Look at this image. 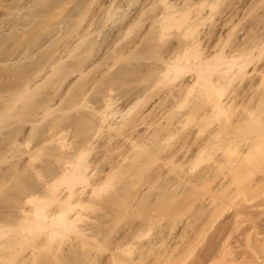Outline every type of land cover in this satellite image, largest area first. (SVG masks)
<instances>
[{
	"label": "rangeland",
	"instance_id": "1",
	"mask_svg": "<svg viewBox=\"0 0 264 264\" xmlns=\"http://www.w3.org/2000/svg\"><path fill=\"white\" fill-rule=\"evenodd\" d=\"M162 1L164 0H0V218H3L2 220L0 219V222L2 223V221H4L3 225L6 222L7 225H12V228L15 223V229H13L14 231H10V229H7L8 231L6 230L5 234L6 237L3 236L4 239L0 237L3 242L5 240L7 241V239L15 240L16 237H18L16 234L21 231L18 228V226H20L18 223L20 222V220L23 221L24 218L28 217L27 215L24 216L25 213L23 214V211L20 212L21 209L17 210V206L12 202V200H10L14 199L12 197H15V190L13 191L15 182L17 183L22 178H25L30 182L29 185L32 184L37 188L38 186L34 184H37L38 182L39 184L37 185L40 186L44 184H40V182H43L45 180L48 182V178H50V180L52 181V178H54L55 175V177H57V174L60 173V167H62V165H58V162H60L59 158L58 162H56V156L59 155L58 153H65V155L67 156L69 155V153L71 155L75 151L77 153L79 150H86L88 147L86 142H88L89 144L90 142H92V140L93 147L95 145L94 148L96 152L94 151V149H92V152L89 156V162H93V160H95L94 158H96L97 156L96 153L99 154V152L102 151L103 146L106 145L104 142H107L108 139L113 136V132L103 129L99 133V135L91 134L93 138L96 137L95 140H91V135H80V129L77 128L79 127L78 123L82 118L87 117L94 120L96 116H98L97 113L99 111H105V102L107 106V101L105 100H109L110 102L111 98L113 100H111L110 103L112 104V102L114 101L113 107L119 113L117 115V121L120 123L121 121L123 122V119H130L131 117H133L138 113V110L140 108L141 110H139V112L142 111L141 113H144V110L146 109L144 115L149 117V119L146 118V120L144 121L145 123H141L142 125L139 130L143 133V136L142 133H139L140 136H137L138 138H136V140L139 141L138 139H140L147 151L144 150L142 152L138 149H134L129 152L128 149H123L122 145L121 149L123 150L118 149V151L120 150L119 152H121L122 156L126 155L125 158L122 156L118 157L119 155L117 156L116 152L115 155L111 154L113 157L115 156V161L111 159V156L107 157V159H110L109 162V159H105V163L102 160L100 162H97V164L99 165L95 164L96 166L94 167L92 165V167L94 168V172L96 171V174L98 173V178L99 180H101H96L95 182L93 181L91 183L94 184L97 182L96 185L89 184L90 187L88 186L87 189H89L88 194L90 195V197H87L89 196L87 193L81 194L83 196H80L82 198L81 200H83L85 204L82 202L83 206H78V208H76V212L82 213L79 214L82 216L84 215L85 217L82 218L83 221H81V223L79 221L78 225L80 227L85 226L83 228L92 229L95 232H99L97 233V235L94 234L96 236L97 243L95 244V240L93 241V239H95V236L93 235V237L91 235L92 237L89 242H93L90 244V246L81 249V251L80 249H78V251H80L81 253L83 250L82 254L80 252H69L72 255V259H74L75 261L74 263L71 259H67L66 257L68 253L67 248L70 247L67 246V244V247H64V249H66V252H63V256L65 255L64 258H66L65 260H71V263L69 262L70 264H117V262H113L110 259L113 253H119L118 258L124 261V263L118 262V264H126L127 261L132 262V260L136 257L135 253L132 255H127L126 252L121 250L112 252L108 247L100 249V246L98 245L107 241L105 237L107 235H110V237L118 242H120L121 238L125 236H140L139 238H141V240L136 239V243H138L137 245L150 241H154L157 243L163 241L162 243L164 244L160 246L157 245L158 247L153 251L154 253H152L153 255H151L152 260L149 258V261H157L155 264H158L159 262L163 264H191L195 260H200L199 256L202 254V251L206 250L207 248H215L216 244L219 242L217 231L224 224V220L220 218L216 219L215 221L216 215L215 217L214 215H212L214 224L211 226V229L208 232L206 231V229H204V221L206 220L208 215V212H206V209L209 208L210 204L208 199H210V197H212L213 195L218 196L214 194L212 190L218 187V184L221 183L222 178H219L215 183L206 185L207 187H197L195 186L194 182H197L198 177L202 173L206 172V170H208L212 165H214V159H220L225 156L224 150L228 145V141L226 140L228 136H226V133H223V135L218 140L216 147H203V142H205L209 138L211 132L221 126L222 128H227L231 131L232 128H230V126L232 122L236 120H239L240 122L242 121V123L239 124L236 132L234 131V135H238L241 137H244L245 135L247 137L246 139L244 138L242 141H240L239 144L235 147L236 152H234L232 156L230 155L229 158L228 155L226 156L227 160H229V162L234 161V164L227 165V169L225 171H231V177L234 178L236 174H239L241 176H249V174H251L249 172H252L251 169H253V167L256 165V162H258L259 160L260 162L258 163L257 169L260 170L264 166V155H260L259 160L256 161H254L256 159V156L253 157L255 158L254 160L253 158L252 160L248 159L250 163L254 161V163H252L254 166H251L248 160H240L238 154L239 151L243 152L249 149V147L252 145V142L249 140L250 134L248 130L251 127L256 128L257 125H259V123H255V119L258 117L256 121L258 120L259 122L264 123V42H261L264 35V14H262L264 13V0H167L168 2L165 0L164 3ZM165 4L171 5L175 8L174 10L181 12L177 14V16L179 17L181 16V14H186L184 17L189 24H186L185 20L184 22H182L181 20L179 22L182 23L180 24L179 22H177L176 26H174L173 29L171 27L168 28L169 30H165L166 32L162 31V27L160 26L161 24L158 25L160 22L158 23L156 22V20L159 21L160 16L163 17L164 13L167 12ZM238 6L241 8H237ZM162 7L165 10H163ZM110 10H112V12L111 14H108ZM232 13H234L235 15ZM237 13L240 14L238 15ZM231 18L233 19L231 20ZM222 21H226L227 23L229 22V24L225 27L221 34H215V27ZM193 26L195 27V31L193 30V32L186 34L187 29ZM161 32H165L166 35H162ZM207 37L210 40L207 39ZM197 38L202 39L201 48L199 47L197 49L198 51H201L200 55L202 58H207L209 55L213 56L216 52H221V48L222 51L226 49L224 52L230 54V51L236 46H250V74L242 78H237L233 82H230L229 80H222V87L224 89L223 99H226L228 95L232 94L235 91L245 92L247 95H249V101L251 102L249 103V105L251 106L249 108H254L255 111H253V114L255 113L253 116L251 114H247V110L241 107H237L236 110H231L228 113H220L219 115L218 113L215 114L214 112H212L208 115V117L201 119H195L194 117L188 116V113L192 111L198 104H200V102L206 100L208 96L210 97L208 102L212 101V103H214L218 99V97H220L218 96L220 94H217V92L214 93L213 91H210L207 94L204 91H200L198 87L192 88L195 79V72L186 74L184 78H180L181 80H175L173 83H175L177 89H174L173 87L175 85L173 86L172 81H170L171 83L169 84V81H165V78H162V70L164 71L165 65L168 66L169 60L173 59L175 55H179V53H182V51L183 54H185L186 51L184 50H187L186 47H189V42L192 43ZM214 38L217 39V42ZM162 40L164 41L162 42ZM185 40L187 41L185 42ZM213 41L214 43L212 44ZM239 42L241 44L244 42V44L241 45ZM222 46H224V48ZM167 48L170 49V51ZM178 48L180 50L179 53ZM168 51L171 53H169ZM162 53L166 55H163ZM129 55L131 56V58ZM187 60L189 61H186V63H184L183 61L182 64L192 66V64L198 62V60H196L194 56H191ZM244 60V58H240L238 62L242 63ZM77 63H80V65H82L81 63H83V65L85 64V67L82 65L83 69L85 70L84 73L81 74L80 72L76 71L77 69H75V66L77 65ZM90 63H92V65ZM95 64L96 66H98L97 68ZM157 69H159L158 72H156ZM89 71H91V73ZM5 74H7V76ZM58 74H63V80L58 77ZM126 75H130V77H125ZM3 78L4 80H2ZM117 79H120V81H115ZM183 79H187V82H191L188 83L190 87L186 88L183 94H180L178 92L176 93V91L178 90V83L181 84V82H184ZM213 79L217 80V76L215 75ZM90 80L92 83L90 82ZM247 89L249 92L247 91ZM171 90L176 91L172 92ZM22 92H27L26 95L28 97L25 100L22 99ZM145 93L147 94V97ZM149 93H151L152 96ZM170 93H173V98L171 97ZM153 95H156L157 97ZM167 95L168 98H166ZM139 97L142 98V101L138 99ZM260 98H262V101L260 100ZM146 99H151V101H149L148 103L146 102L148 101ZM139 100L141 101V103ZM257 100H260L261 102H257ZM137 101L140 104L138 103V105H136ZM152 101L154 103H152ZM168 101L169 104L167 103ZM145 102L146 105L148 103V107L143 106ZM160 102L161 104H159ZM22 104L24 105L22 106ZM157 104L159 107L157 106ZM132 106L133 108H131ZM165 106L167 108H165ZM19 107L22 109H19ZM144 107L147 108L144 109ZM154 109L156 110L154 111ZM165 109H167L168 111ZM96 111L98 112L96 113ZM153 111L156 114L153 113ZM234 112L237 114H233ZM3 114H5V116ZM159 117L162 119H159ZM154 118L155 120L153 121ZM173 118H176L177 120L174 121ZM146 123H148L149 125ZM57 126H59V128ZM60 126L62 128L61 130ZM94 133L96 134V130ZM160 133L162 135H160ZM87 136L88 138H90V142L89 140H84ZM105 136L107 139L105 138ZM13 138L15 141L12 140ZM28 139L30 140L28 141ZM62 142L64 144H67V146L69 147V149L67 147L68 151L66 150V145L65 150L63 148L64 152L60 151V143ZM84 144H86V146ZM161 146L166 150L162 149ZM81 147L83 148L80 149ZM158 147L161 148L159 149L160 151L158 150ZM16 148H18L17 151ZM135 150H138V154L141 153L144 155L140 156L139 154V157L136 158L134 156L135 159H131V157H133L132 155L136 153ZM70 151H72V153ZM132 151L134 152L132 153ZM148 151L149 153H147ZM119 152L118 154H120ZM52 153L55 158H53L54 156L52 155ZM130 153L131 156H129ZM260 154L264 153L260 151ZM65 155L61 156L66 157ZM170 155L174 156L172 158H169ZM258 155L259 154L257 153V156ZM116 156L118 157L117 159ZM126 157L128 160L126 159ZM48 163L50 166L48 165ZM101 163L104 164L101 165ZM110 164L112 167L110 166ZM33 166L35 168L37 167L36 170ZM127 166H129L130 168ZM43 168L46 171H44ZM232 169H234L233 172ZM121 170L127 171L126 173L128 174L123 175L124 178H121L123 177L121 176L120 179H122V181L120 180V182L114 180V187L109 189V191L111 190L110 194L107 193L108 191H106V193H104L103 191V195L98 194L99 196H96L97 193L91 194L93 192V189L101 186L99 183L101 182L102 184V181H104L107 176L116 174ZM39 171H42V178L46 177L45 179L43 178V181L39 176L40 174L38 175ZM43 171L44 174L42 175ZM133 171L135 173H133ZM253 172H255V170ZM30 175L32 177H30ZM91 190L92 192L90 193ZM114 192L118 195L116 197L117 200L119 199L117 202L118 204L114 205L115 208L113 207V205L109 207L107 204H105V200L109 199V196ZM113 195L116 196L115 194ZM114 196L111 195V197ZM91 197L94 200H98L99 202L94 201ZM218 198L220 200V196ZM3 199L6 203L3 201ZM84 199H86V201ZM219 200L211 204L210 208L213 209L214 207H216L220 203ZM47 201L48 200L46 199L44 203H50V201ZM170 201H172L173 205ZM10 202L15 205L16 209ZM93 202L94 205L92 206L91 204H93ZM167 202L173 206L171 209L172 211L169 215L163 216L157 210V207L158 204H167ZM54 203L52 202L50 204V209L47 208L48 205L47 207L45 205V207L47 208L46 211L49 212L53 210L51 212L52 215L60 211V204H62L56 202L59 206L58 207ZM96 205L100 208H103L102 212L99 207L98 208L100 210L98 208H95ZM117 206L118 208H116ZM33 207V205L32 207L31 205L29 207L28 205L25 206L24 204V208L28 209L26 213H30ZM87 208L89 209L88 211L91 210L90 212L92 213L96 209L97 211L94 212L96 214L93 213L92 215V213H87ZM56 209L58 211H56ZM92 209L94 210L92 211ZM84 210L87 214L84 212ZM31 215H29V218H32ZM228 216H230V214ZM150 218H152L153 220L152 225L150 227L144 226V223ZM225 221V223H227L229 220L225 219ZM16 223L18 226H16ZM225 227H227V225H225ZM232 227H234V225ZM232 231L230 232L231 234ZM240 231L238 232V236H236L238 237L237 239H239L240 237ZM230 233H228V236H230ZM10 234H12L13 236ZM88 234L90 236L91 233L89 232ZM231 240L235 241L234 237H231ZM191 242H193V248H196L194 254L195 257L193 256V259L190 258L189 262H184L186 260L183 258V256L187 254V251H189ZM133 243H135L134 240ZM92 245L94 246L92 247ZM96 245L98 247H95ZM29 251H26L25 256L23 258H20L21 261L31 256L29 254ZM41 262H44L43 264H49L48 262L43 261V259ZM10 263L14 264L12 262ZM0 264H2V262H0ZM19 264H21V262Z\"/></svg>",
	"mask_w": 264,
	"mask_h": 264
},
{
	"label": "bare ground",
	"instance_id": "2",
	"mask_svg": "<svg viewBox=\"0 0 264 264\" xmlns=\"http://www.w3.org/2000/svg\"><path fill=\"white\" fill-rule=\"evenodd\" d=\"M167 1V0H166ZM243 1V0H242ZM263 1V0H261ZM163 3L165 2L162 1ZM168 2V1H167ZM239 2V1H238ZM247 2V1H246ZM252 3V2H251ZM258 3V2H257ZM262 3V2H261ZM234 4V3H233ZM256 4V3H255ZM239 5V4H238ZM244 5V4H243ZM252 5V4H251ZM234 6V5H233ZM240 6V5H239ZM237 7V8H241V7ZM253 6V5H252ZM258 6V5H257ZM166 7V13H164V16L161 17L160 16V20H156V22H160L158 25H160L162 27V31L167 30L168 28L173 29L174 26H176V23L181 21L187 24L188 22L185 19V15H182L179 17L177 16L178 12L176 10H174L175 8L171 5H167L165 4ZM254 7V6H253ZM232 8V7H231ZM235 8V7H234ZM163 9V7H162ZM229 9V8H228ZM165 10V9H163ZM179 10V9H178ZM235 10V9H233ZM232 10V12H233ZM237 10V9H236ZM264 11V10H263ZM112 10L109 11L108 14H111ZM183 12V11H182ZM230 12V11H229ZM142 13V12H141ZM236 13V11H235ZM140 14V13H139ZM155 14V13H154ZM184 14V13H183ZM201 14V13H200ZM226 14V13H225ZM234 14V13H232ZM238 14V13H237ZM240 14V13H239ZM238 14V15H239ZM264 14V13H262ZM235 15V14H234ZM232 15V16H234ZM154 16V15H153ZM199 16V15H198ZM231 16V15H230ZM245 16V15H244ZM264 16V15H263ZM237 17V15H236ZM124 18V16H123ZM126 18V17H125ZM154 18V17H153ZM203 18V17H202ZM230 18V17H229ZM234 18V17H233ZM231 18V20L233 19ZM259 18V17H258ZM263 18V17H262ZM261 18V19H262ZM159 19V18H158ZM238 19V18H237ZM257 19V18H256ZM264 19V18H263ZM128 20V19H127ZM226 20V19H225ZM20 21V20H19ZM150 21V19H149ZM237 21V20H236ZM244 21V20H243ZM260 21V20H259ZM21 22V21H20ZM123 22V21H121ZM129 22V21H127ZM155 22V21H154ZM182 22H179L180 24ZM132 23V22H131ZM130 23V24H131ZM233 23V22H232ZM240 23V22H239ZM254 23V22H253ZM258 23V22H257ZM189 24V23H188ZM197 24V23H196ZM229 24V22L227 23L226 21H222L221 23H219L217 26L215 24V34H221L222 31L225 29V27ZM242 24V23H241ZM260 24V23H259ZM16 25V24H15ZM127 25V24H126ZM237 25V24H236ZM240 25V24H239ZM238 25V26H239ZM254 25V24H253ZM257 25V24H256ZM17 26V25H16ZM159 26V27H160ZM180 26V25H179ZM262 26V25H261ZM126 27V26H125ZM183 27V26H182ZM235 27V26H234ZM259 27V25H258ZM123 28V27H122ZM179 28V27H178ZM160 29V28H159ZM180 29V28H179ZM183 29V28H182ZM181 29V31H182ZM195 29V27H189L186 31V34L193 32V30ZM262 29V28H261ZM127 30V29H126ZM129 30V29H128ZM169 30V29H168ZM256 30V29H255ZM132 31V30H131ZM195 31V30H194ZM249 31V30H248ZM121 32V31H120ZM128 32V31H127ZM126 32V33H127ZM151 32V30H150ZM156 32V31H154ZM166 32V31H165ZM165 32H161L162 35H166ZM257 32V31H256ZM168 33V32H167ZM213 33V32H212ZM211 33V34H212ZM224 33V32H223ZM253 33V32H252ZM251 33V34H252ZM129 34V33H128ZM229 34V33H228ZM207 35V34H206ZM213 35V34H212ZM223 35V34H222ZM263 35V33H262ZM217 36V35H215ZM221 36V35H220ZM246 36V35H245ZM249 36V34H248ZM252 37V36H250ZM255 37V36H254ZM162 38V37H161ZM204 38V37H203ZM206 38V36H205ZM244 38V37H243ZM248 38V37H246ZM163 39V38H162ZM185 39V38H184ZM183 39V40H184ZM187 39V38H186ZM189 39V38H188ZM207 39H209L207 37ZM215 39V38H214ZM219 39V36H218ZM206 40V39H205ZM210 40V39H209ZM250 40V39H247ZM83 41V40H82ZM151 41V40H150ZM159 41V40H157ZM164 40H162L163 42ZM187 40H185L186 42ZM190 41V40H189ZM207 41V40H206ZM212 41V39H211ZM215 41L217 42V39H215ZM246 41V40H245ZM156 42V41H155ZM181 42V41H180ZM179 42V43H180ZM204 42V39H203ZM238 42V41H237ZM247 42V41H246ZM261 42H264V35H263V39L261 40ZM92 43V42H91ZM109 43V42H108ZM157 43V42H156ZM161 43V42H160ZM184 43V42H183ZM214 43V41L212 42V44ZM221 43V42H219ZM240 43V42H239ZM253 43V42H251ZM258 43V42H257ZM163 44V43H162ZM176 44V43H175ZM201 44H202V39H195L192 43L189 42V47L184 50L186 51L185 54L179 53V48H178V53L179 55H175V57L171 60H169L168 62V66L165 65V69L164 71L162 70L163 74H162V78H165V81H169V84L171 83L170 81H172V83L180 78H184V76L190 72H195V79L193 82V86L192 88H197L200 89V91H204L205 93H209L210 91H213L214 93L217 92V94H220L218 96V99L212 103L208 102V100L210 99V97L208 96L206 98V100H203L202 102H200V104H198L192 111H190L188 113L189 117H194L195 119H201V118H206L208 117L209 114H211L212 112H214L215 114L218 113V115L220 113H228L231 110H236L237 107H241L244 108L245 110H247V114H251L252 116L255 114H253L254 108H249L251 107L249 105V103H251L249 101L250 96L247 95L245 92H238L235 91L232 94L228 95L226 99H223V93H224V89L222 87V80H229L230 82H233L235 79L237 78H242L245 77L246 75L250 74V70H249V63L251 61L250 59V46L249 47H244V46H236L234 47L231 51L230 54L225 53L222 48H221V52H216L215 55H209L207 58H202L200 55L201 51H198L197 49L200 47L201 48ZM211 44V46H212ZM241 44V43H240ZM239 44V45H240ZM244 44V42L242 43ZM241 44V45H242ZM78 45V44H77ZM113 45V43H112ZM164 45V44H163ZM172 45V44H171ZM174 45V44H173ZM216 45V44H215ZM219 45V44H218ZM234 45V44H233ZM91 46V45H90ZM103 46V45H101ZM109 46V45H108ZM158 46V45H157ZM186 46V44H185ZM217 46V45H216ZM215 46V47H216ZM95 47V46H94ZM106 47V46H105ZM160 47V45H159ZM209 47V45H208ZM224 48V46H222ZM226 47V46H225ZM252 47V46H251ZM170 48V47H169ZM174 48V47H173ZM185 48V47H184ZM109 49V48H108ZM168 49V48H167ZM181 49V48H180ZM252 49V48H251ZM104 50V48H103ZM170 51V49H168ZM203 50V49H202ZM253 50V49H252ZM101 51V50H100ZM168 51V52H169ZM89 52V51H88ZM120 52V51H119ZM177 52V51H176ZM211 52V50H210ZM209 52V53H210ZM106 53V52H105ZM118 53V52H117ZM159 53V52H158ZM171 53V52H169ZM207 53V52H206ZM122 54V53H121ZM120 54V55H121ZM124 54V53H123ZM130 54V53H129ZM132 54V53H131ZM134 54V53H133ZM163 54V53H162ZM168 54V53H167ZM177 54V53H176ZM99 55V54H98ZM119 55V54H118ZM166 55V54H163ZM205 55V54H204ZM97 56V55H96ZM130 56V55H129ZM169 56V55H168ZM191 56H194V58L196 60H198V62L192 64V66H188L185 64H182V62L184 61V63H186V61H189L187 59H189ZM119 57V56H118ZM117 57V58H118ZM133 57V55H132ZM159 57V56H158ZM167 57V56H166ZM165 57V58H166ZM189 57V58H188ZM83 58V57H82ZM127 58V57H126ZM125 58V59H126ZM131 58V56H130ZM163 58V57H162ZM240 58H244L245 60L242 63H239L238 60ZM95 59V58H94ZM120 59V58H119ZM170 59V58H169ZM160 60V59H159ZM93 62V61H92ZM128 62V61H127ZM166 62V60H165ZM164 62V63H165ZM130 63V62H129ZM162 63V62H161ZM83 65V63H81ZM92 65V63H90ZM97 64V63H96ZM95 64V66H96ZM128 64V63H127ZM76 65V64H75ZM82 65H80V63L75 66V69H77L76 71L80 72L81 74L84 73V69L82 67ZM85 65V64H84ZM83 65V66H84ZM87 65V64H86ZM94 66V65H93ZM70 67V66H69ZM85 67V66H84ZM87 67V66H86ZM90 67V66H89ZM98 66H96L97 68ZM262 67V66H261ZM73 68V67H72ZM88 69V68H87ZM129 69V68H128ZM254 69V68H253ZM260 69V66H259ZM264 69V68H263ZM55 70V69H54ZM61 70V69H60ZM67 70V69H66ZM70 71V70H69ZM122 71V70H121ZM159 69H157L156 72H158ZM259 71V70H258ZM2 72V71H1ZM4 72V71H3ZM10 72V71H9ZM74 72V71H72ZM91 73V71H89ZM93 72V71H92ZM165 72V73H164ZM5 73V72H4ZM8 73V72H7ZM79 73V75H80ZM129 73V71H128ZM127 73V74H128ZM133 73V71H132ZM160 73V72H159ZM158 73V74H159ZM3 74V73H2ZM12 74V72H11ZM40 74V73H39ZM72 74V73H70ZM87 74V73H86ZM131 74V72H130ZM141 74V73H140ZM7 76V74H5ZM63 75V74H62ZM62 75L58 74V77L62 79ZM90 75V74H89ZM125 75V74H124ZM161 75V74H160ZM159 75V76H160ZM165 75V76H164ZM217 76V80H214L213 77ZM84 76V75H83ZM87 76V75H86ZM134 76V74H133ZM132 76V77H133ZM14 77V76H13ZM74 77V76H73ZM72 77V78H73ZM82 77V76H81ZM114 77V76H113ZM120 77V75H119ZM125 77H130V75H126ZM248 77V76H247ZM18 78V77H17ZM58 78V79H59ZM65 78V76H64ZM124 78V77H123ZM9 79V78H8ZM13 79V78H12ZM88 79V78H87ZM4 80V78L2 79ZM63 80V79H62ZM82 80V79H81ZM108 80V79H107ZM159 80V78H158ZM178 80V81H179ZM184 82H181V84L178 83V90H174L176 91V93H180L183 94L186 90V88H189L190 86L188 85V83L191 82H187L185 79H183ZM190 80V79H189ZM115 81H120V79L115 80ZM128 81V80H126ZM131 81V80H130ZM161 81V80H160ZM257 81V80H256ZM259 81V80H258ZM5 82V81H4ZM8 82V81H7ZM59 82V81H58ZM81 82V81H80ZM91 82V80H90ZM104 82V81H103ZM27 83V82H25ZM57 83V82H56ZM92 83V82H91ZM90 83V84H91ZM102 83V82H101ZM126 83V82H125ZM166 83V82H165ZM1 84V83H0ZM8 84V83H7ZM84 84V83H83ZM109 84V83H108ZM107 84V85H108ZM127 84V83H126ZM130 84V83H129ZM246 84V83H245ZM250 84V83H249ZM31 85V84H30ZM102 85V84H101ZM104 85V84H103ZM113 85V84H112ZM119 85V84H118ZM121 85V84H120ZM175 85V83H173V86ZM191 85V84H190ZM253 85V84H251ZM256 85V84H255ZM6 86V85H5ZM58 86V85H57ZM117 86V85H115ZM172 86V87H173ZM249 86V85H248ZM104 87V86H103ZM101 87V88H103ZM128 87V86H127ZM245 87V86H244ZM250 87V86H249ZM261 87V86H260ZM9 88V87H7ZM112 88V87H111ZM116 88V87H115ZM119 88V87H118ZM122 88V87H121ZM126 88V87H123ZM129 88V87H128ZM174 89H177L176 85L173 87ZM5 89V88H4ZM27 89V88H26ZM246 89V88H245ZM114 90V89H113ZM151 90V89H149ZM22 91V90H21ZM83 91V90H82ZM109 91V90H108ZM111 91V90H110ZM117 91V90H115ZM141 91V90H140ZM148 91V90H147ZM172 91V90H171ZM172 91V92H174ZM227 91V90H226ZM248 91V89H247ZM1 92V91H0ZM5 92V91H4ZM16 92V91H15ZM106 92V91H104ZM112 92V91H111ZM150 92V91H149ZM249 92V91H248ZM27 92L23 93L22 92V99L25 100L28 96L26 95ZM75 93V92H74ZM102 93V92H101ZM212 93V92H211ZM17 94V93H16ZM73 94V93H72ZM97 94V93H96ZM107 94V93H106ZM109 94V93H108ZM144 94V93H143ZM151 94V93H149ZM168 94V93H167ZM171 94V93H170ZM173 94V93H172ZM171 94V97H172ZM175 94V93H174ZM179 94V95H180ZM99 95V94H98ZM104 95V94H103ZM134 95V94H133ZM146 97L147 94L145 93ZM157 95V94H156ZM156 95H153L155 97H157ZM214 95V94H213ZM102 96V94H101ZM107 96V95H106ZM140 96V95H139ZM152 96V94H151ZM215 96V95H214ZM17 97V96H16ZM19 97V96H18ZM104 97V96H103ZM113 97V96H112ZM144 97V96H143ZM149 97V96H148ZM160 97V96H159ZM170 97V98H171ZM176 97V96H175ZM261 97V96H260ZM5 98V96H4ZM14 98V97H13ZM108 98V97H107ZM135 98V97H134ZM150 98V97H149ZM154 98V97H153ZM168 98V95L167 97ZM169 98V99H170ZM173 98V97H172ZM138 99H142V98H138ZM145 99V98H144ZM158 99V98H157ZM156 99V100H157ZM168 99V100H169ZM180 99V98H179ZM262 98H260L261 100ZM1 100V99H0ZM5 100V99H4ZM20 100V99H18ZM105 100V99H103ZM111 100H113L111 98ZM110 100V102H111ZM115 100V99H114ZM139 100V101H140ZM148 100V99H146ZM154 100V99H153ZM171 100V99H170ZM175 100V99H174ZM178 100V99H177ZM259 100V101H260ZM107 101V106H106V102H105V111L103 112H98L96 111V113L98 114V116H96V120L94 119H89L87 118H82L80 120L79 124V130L81 133L80 135H99V133L103 130L106 129L108 131L113 132V136L110 137L108 139L107 142H104L106 145L103 146L102 151L97 154L96 158H94L95 160H93V162H89L90 158V153L92 152V149H94L95 151V145L93 147V140L92 139H96L93 138V136L91 138L92 142H90V138H88V136L86 137V139L84 140H89V144L87 143V149H83V150H79L77 153L76 151L70 155H65L62 153H58L59 155L56 156V162H58V158L60 160V162H58V165H62V167H60L61 171H60V175L57 174V177L54 176V178H52V181L49 179V181L46 182L43 181V178L45 179L46 177H41V172L39 171L38 175L42 178L43 182H40V187L39 182L37 184H34L40 188H36L35 186H33L32 184L29 185V181H27L25 178L21 179L20 181H18L17 183L15 182L14 184V188L13 191L15 190V197H12L14 199H10L12 200V202L17 206L16 208H18L17 210L21 209V211H23L24 216L27 215V218H24L23 221L20 220V222L18 223L20 226H18V228L21 230L19 231L18 234H15L18 236L16 237L15 240H5L4 242L0 239V262H2V264H11L10 262L14 263V264H19L21 262V264H43L41 261L43 259V261L48 262L49 264H70L71 260L74 263V259H72V255L71 253H79L81 251V249L87 248L88 246H90V244L94 241V243L96 244V236L94 234L97 235V233L99 232H95L92 229H85L82 226L80 227L79 221L81 223L82 218H85L84 215H80L82 213H77L76 212V208H78V206H83L82 204L84 203L83 200H81L83 197L81 194H88V186L89 184H91L93 181L95 182L96 180H99L98 178V173L96 174V171L94 172V166H96L95 164H97V162L99 161H104L105 163V159H107V157H111L113 154L115 155V153L117 152V156L120 157L121 152L118 151V149L122 148L123 145V149L125 148V150H129V152H131V150L134 149H138L139 151H147V149H145V147L143 146L142 141H140V139H138L139 141L136 140V138H138L140 135L139 133H142L139 128L141 127V125L143 123H145L144 121L146 120V118L149 119V117L145 116V108L148 107V103L150 100L146 101L148 102L146 105V102L143 106H147L144 107V113L139 112V110H141V108L138 110V113L135 114L133 117H131L130 119H123V122L121 121L118 122L117 121V115L119 114L118 111L115 110V108L113 107L114 101L112 102V104L109 102V100H105ZM116 101V100H115ZM136 101V100H135ZM142 101V100H141ZM140 101V103H141ZM166 101V100H165ZM257 100V102H259ZM262 101V100H261ZM260 101V102H261ZM103 102V101H102ZM144 102V101H143ZM162 102V101H161ZM161 102L159 104H161ZM10 103V102H9ZM41 103V102H40ZM45 103V101H44ZM134 103V102H133ZM138 101L136 103V105H138ZM139 103V104H140ZM152 103H154L152 101ZM169 104V101L167 102ZM263 103V102H262ZM260 103V104H262ZM30 104V103H29ZM116 104V102H115ZM167 104V105H168ZM173 104V103H172ZM178 104V103H177ZM180 104V103H179ZM210 104V105H209ZM258 104V103H257ZM24 104H22L23 106ZM33 105V104H32ZM151 105V104H150ZM149 105V106H150ZM166 105V104H165ZM5 106V105H4ZM158 106V104H157ZM175 106V105H174ZM260 106V105H259ZM262 106V105H261ZM264 106V105H263ZM8 107V106H7ZM11 107V106H10ZM28 107V106H27ZM88 107V106H86ZM159 107V106H158ZM176 107V106H175ZM194 107V105H193ZM35 108V107H33ZM50 108V106H49ZM133 108V106L131 107ZM136 108V107H135ZM150 108V107H149ZM154 108V107H153ZM156 108V106H155ZM165 108H167L165 106ZM4 109V108H3ZM19 109H22L19 107ZM27 109V108H26ZM87 109V108H86ZM170 109V108H169ZM176 109V108H175ZM192 109V108H191ZM33 110V109H32ZM100 110V109H99ZM134 110V109H133ZM156 109H154L155 111ZM161 110V109H160ZM164 110V109H163ZM167 110V109H165ZM174 110V109H173ZM1 111V110H0ZM4 111V110H3ZM153 111V113H155ZM162 111V110H161ZM168 111V110H167ZM22 112V111H20ZM49 112V109H48ZM88 112V111H87ZM136 112V111H135ZM166 112V111H165ZM255 112V111H254ZM24 113V111H23ZM47 113V112H46ZM172 113V112H171ZM175 113V112H174ZM9 114V111H8ZM27 114V113H26ZM151 114V113H148ZM156 114V113H155ZM161 114V113H160ZM159 114V115H160ZM233 114H237V113H233ZM246 114V116H247ZM5 116V114H3ZM7 115V112H6ZM16 115V113H15ZM30 115V114H29ZM83 115V114H82ZM125 115V114H124ZM172 115V114H171ZM250 115V116H251ZM2 116V115H1ZM3 116V117H4ZM10 116V115H8ZM130 116V115H129ZM151 116V115H150ZM161 116V115H160ZM187 116V115H186ZM239 116V115H238ZM249 116V115H248ZM251 116V117H252ZM257 116V115H256ZM18 117V115H17ZM164 117V115H163ZM166 117V116H165ZM170 117V116H169ZM177 117V116H176ZM8 118V117H6ZM10 118V117H9ZM32 118V117H31ZM35 118V117H34ZM152 118V117H151ZM179 118V117H178ZM256 118V117H255ZM254 118V119H255ZM261 118V117H260ZM4 119V118H3ZM159 119H162L159 117ZM174 119V118H173ZM258 119V117L256 118ZM255 119V123H259V125H257V127H251L249 128V140L252 142V145L249 147V149L245 150V151H239V158L240 160H248L251 159L253 157V160H259V156L260 155H264V154H260V151L262 153H264V123L259 122L258 120L256 121ZM120 120V119H119ZM151 120V119H150ZM155 120V118L153 119V121ZM165 120V119H164ZM177 120L176 118L174 119V121ZM243 120V119H242ZM247 120V119H246ZM253 120V119H252ZM22 121V120H21ZM167 121V119H166ZM170 121V120H169ZM172 121V120H171ZM244 121V120H243ZM254 121V120H253ZM18 122V121H17ZM74 122V121H72ZM97 122V123H96ZM143 122V123H142ZM151 122V121H150ZM157 122V121H156ZM164 122V121H163ZM173 122V121H172ZM171 122V123H172ZM76 123V122H74ZM142 123V124H141ZM242 121L240 122L239 120H236L234 122H232L230 128V130H228L227 128H216L213 132L210 133L209 138L203 142V147H208V146H215L218 143V140L220 139V137L223 135V133H226V136H228L226 138V140L228 141V145L225 147V156H223L222 158L218 159H214V165H212L208 170H206V172L202 173L198 179L197 182H194L195 186H206L212 183H215L219 178L221 179V183L218 184V187L216 189H213V193L218 195L215 196L213 195L212 197H210L209 202V208H207L206 212H208L207 218L204 221V229H206V231H210L211 226L214 224L213 216L215 217V221L216 219H220L222 218L224 220V224L218 229V233L217 235L219 236V242L216 244L215 248L211 249V248H207L206 250L202 251V254L199 256L198 261H193L191 264H264V166L258 170L257 166L258 163L260 162V160L258 162H256V165L254 166L252 163H254V161L252 163L249 164L251 166H254L256 168L253 167V169H251L252 172H249L251 174H249V176H241L239 174H236L233 177H231L232 173L231 171L227 172L225 171L227 169V165L229 164H234V161L229 162V160H227V155L228 158L230 157V155L232 156L234 154L235 151V147L239 144L240 141H242L244 138L246 139L247 136L244 135V137L238 136V135H234V131L236 132L237 127L239 126V124H241ZM254 123V122H252ZM6 124V123H5ZM148 124V123H146ZM153 124V123H152ZM151 124V125H152ZM157 124V123H156ZM169 124V123H168ZM175 124V123H174ZM177 124V123H176ZM72 125V124H71ZM149 125V124H148ZM167 125V124H166ZM173 125V124H171ZM78 126V125H76ZM94 126V127H93ZM154 126V125H153ZM170 126V125H169ZM7 127V126H6ZM59 128V126H57ZM151 127V126H150ZM92 128V131H91ZM229 128V129H230ZM23 129V127H22ZM21 129V131H22ZM57 129V128H56ZM61 126H60V130H61ZM94 129V131H93ZM149 129V128H148ZM2 130V129H1ZM15 130V129H14ZM90 130V131H89ZM96 130V134L94 133ZM139 130V132H138ZM19 131V130H18ZM59 131V129H58ZM198 131V130H197ZM15 132V131H14ZM87 132V133H86ZM89 132H93V133H89ZM110 132V133H111ZM84 133V134H83ZM248 133V132H247ZM28 134V133H27ZM110 134V135H112ZM195 134V133H194ZM102 135V134H101ZM108 135V136H110ZM153 135V134H152ZM160 135H162L160 133ZM198 135V134H197ZM77 136V135H76ZM86 136V135H85ZM138 136V137H137ZM143 136V133H142ZM141 136V137H142ZM11 137V136H10ZM20 137V136H19ZM26 137V136H25ZM28 137V136H27ZM103 137V136H101ZM100 137V138H101ZM140 137V138H141ZM165 137V136H164ZM18 138V136H17ZM106 138V136H105ZM162 138V137H161ZM176 138V137H175ZM194 138V137H192ZM191 138V139H192ZM198 138V137H197ZM21 139V138H20ZM63 139V138H62ZM61 139V141H62ZM77 139V138H76ZM107 139V138H106ZM153 139V138H152ZM14 140V138L12 139ZM17 140V139H16ZM30 139H28L29 141ZM102 140V139H101ZM105 140V139H104ZM103 140V141H104ZM119 140V141H118ZM165 140V139H164ZM11 141V140H10ZM15 141V140H14ZM26 141V139H25ZM80 141V140H79ZM193 141V140H192ZM18 142V141H16ZM15 142V143H16ZM53 142V141H52ZM59 142V141H57ZM64 142V141H63ZM60 143V151L64 152L65 150V145H66V150H67V144L65 143ZM78 142V141H77ZM98 142V141H97ZM96 142V143H97ZM100 142V141H99ZM189 142V140H188ZM196 142V141H195ZM95 143V142H94ZM103 143V144H104ZM147 143V142H146ZM7 144V143H6ZM51 144V143H50ZM53 144V143H52ZM74 144V143H73ZM83 144V141H82ZM102 144V145H103ZM187 144V143H186ZM194 144V143H193ZM24 145V144H23ZM57 145V144H56ZM86 146V144H84ZM99 145V144H98ZM156 145V144H155ZM159 145V144H158ZM190 145V144H189ZM10 146V145H9ZM12 146V145H11ZM59 146V145H58ZM84 146V148H85ZM99 147V146H98ZM101 147V146H100ZM144 147V148H143ZM186 147V146H185ZM193 147V146H192ZM13 148V147H12ZM56 148V147H55ZM64 148V150H63ZM83 147H81L80 149H82ZM105 148V150H104ZM162 148V146H161ZM158 147V150L161 149ZM169 148V147H168ZM167 148V149H168ZM18 148H16L17 151ZM57 149V148H56ZM69 149V147H68ZM97 149V146H96ZM101 149V148H100ZM121 149V150H123ZM157 149V148H155ZM154 149V150H155ZM164 150H166L165 148H162ZM262 149V150H260ZM99 150V149H98ZM124 150V151H125ZM138 150H135L136 153H134V155H132L133 157H131V159H135L134 156L137 158L139 157L138 155L140 154V156H143L144 154L141 153H137ZM260 150V151H259ZM9 151H10V147H9ZM43 151V150H42ZM58 151V152H60ZM68 151V150H67ZM66 151V152H67ZM152 151V150H151ZM160 151V150H159ZM12 152V151H11ZM47 152V151H44ZM52 152V151H51ZM56 152V151H54ZM72 153V151H70ZM96 152V151H95ZM94 152V153H95ZM118 152L120 154H118ZM134 151H132L133 153ZM164 152V151H162ZM166 152V151H165ZM14 153V152H13ZM16 153V152H15ZM149 153V151L147 152ZM159 153V152H158ZM257 153L259 154L257 156ZM65 155L66 157H63L61 155ZM93 154V153H92ZM112 154V155H111ZM155 154V153H154ZM161 154V153H160ZM53 155V153H52ZM94 155V154H93ZM92 155V156H93ZM99 155V156H98ZM125 155V154H124ZM54 156V155H53ZM60 156V157H59ZM91 156V157H92ZM94 156V157H95ZM116 156V159L118 158ZM126 156V155H125ZM125 156H122L125 158ZM131 156V153L130 155ZM158 156V155H157ZM174 155H170L169 158H172ZM164 157V156H163ZM226 157V158H225ZM258 157V159H257ZM49 158V157H48ZM55 158V156L53 157ZM89 158V159H88ZM37 159V157H36ZM109 159V158H108ZM107 159V160H108ZM113 161H115V156L111 158ZM127 159V157H126ZM125 159V160H126ZM128 160V159H127ZM130 160V158H129ZM110 161V159L108 160V162ZM247 161V162H248ZM107 162V161H106ZM112 162V161H111ZM187 162V161H186ZM241 162V161H240ZM24 163V162H23ZM43 163V162H42ZM52 163V162H51ZM62 163V164H61ZM104 163H101L104 164ZM113 163V162H112ZM46 164V163H45ZM126 164V163H125ZM239 164V163H238ZM40 165V164H39ZM49 165V163H48ZM54 165V164H52ZM51 165V167H52ZM57 165V164H56ZM57 165V166H58ZM93 165V167H92ZM99 165V164H97ZM115 165V164H114ZM127 165V164H126ZM134 165V163H133ZM50 166V165H49ZM111 166V164H110ZM137 166V165H136ZM32 167V166H31ZM34 167V166H33ZM46 167V166H45ZM55 167V166H53ZM112 167V166H111ZM120 167V166H119ZM129 167V166H127ZM126 167V168H127ZM229 167V166H228ZM15 168V167H14ZM26 168V167H25ZM35 168V167H34ZM37 168V167H36ZM35 168V170H36ZM48 168V167H47ZM59 168V167H58ZM57 168V170H58ZM108 168V167H107ZM116 168V167H115ZM130 168V167H129ZM30 169V168H29ZM33 169V168H32ZM40 169V168H38ZM133 169V168H132ZM165 169V168H164ZM258 171H257V170ZM17 170V169H16ZM28 170V169H27ZM42 170V169H41ZM44 170V168H43ZM141 170V169H140ZM255 170V172H253ZM10 171V170H9ZM14 171V170H12ZM38 171V170H37ZM46 171V170H44ZM44 171L42 173V175L44 174ZM49 171V169H48ZM138 171V170H136ZM168 171V170H167ZM234 171V169H232V172ZM32 172V171H31ZM35 172V171H33ZM127 171L125 170H121L119 172H117L116 174H111L110 176H107L106 179L104 181H102L99 183L101 186H97L98 188L93 189L90 191L91 194H96V196L99 194L103 195V191L104 193H106V191H108L107 193L110 194L109 189L113 188L114 186V180L120 182V180L122 181V179H120L121 176L128 174L126 173ZM129 172V171H128ZM132 172V170H131ZM11 173V172H10ZM9 173V174H10ZM29 173V172H28ZM47 173V172H46ZM130 173V172H129ZM133 173H135L133 171ZM12 174V173H11ZM31 174V173H30ZM132 174V173H131ZM7 175V174H6ZM13 175V174H12ZM28 175V174H27ZM34 175V174H33ZM103 175V174H102ZM167 175V174H166ZM169 175V174H168ZM21 176V175H20ZM45 176V175H44ZM60 176V177H59ZM132 176V175H130ZM23 177V176H22ZM27 177V176H25ZM30 177H32L30 175ZM50 177V176H49ZM5 178V177H4ZM7 178V177H6ZM16 178V177H15ZM121 178H124L121 177ZM127 178V177H126ZM30 179V178H29ZM28 179V180H29ZM40 179V178H38ZM119 179V180H118ZM162 179V178H161ZM193 179V178H192ZM31 180V179H30ZM101 180V179H100ZM99 180V181H100ZM130 180V179H129ZM139 180V179H138ZM144 180V179H143ZM6 181V180H5ZM14 181V180H13ZM40 181V180H39ZM128 181V180H127ZM36 182V180H35ZM11 183V181H10ZM14 183V182H13ZM97 183V182H96ZM96 183H94L96 185ZM117 183V182H116ZM128 183V182H127ZM144 183V182H143ZM91 184V185H94ZM126 184V183H125ZM131 184V183H130ZM134 184V183H133ZM138 184V183H137ZM142 184V183H141ZM193 184V185H194ZM13 185V184H12ZM117 185V184H116ZM115 185V186H116ZM122 186V185H121ZM124 186V185H123ZM129 186V185H128ZM90 187V186H89ZM125 187V186H124ZM133 187V186H132ZM207 187V186H206ZM119 188V186H118ZM123 188V187H122ZM127 188V187H126ZM125 189V188H124ZM129 189V188H128ZM126 190V189H125ZM138 190V189H136ZM9 191V190H8ZM12 191V192H13ZM113 191V190H112ZM10 192V191H9ZM101 192V193H98ZM8 193V192H7ZM45 193V195H44ZM5 194V193H3ZM86 194V195H87ZM113 194H115L116 196H114ZM133 194V193H132ZM85 195V196H86ZM89 195V194H88ZM98 195V196H99ZM105 195V194H104ZM108 195V194H107ZM114 196V197H111ZM109 197V199L105 200V204H107L109 207L115 204H118V200H117V193H112ZM121 195V194H120ZM126 195V194H125ZM178 195V194H177ZM6 196V195H5ZM81 196V197H80ZM84 196V198H85ZM93 196V195H91ZM95 196V195H94ZM220 196V200L219 197ZM87 197H90L87 196ZM102 197V196H101ZM104 197V196H103ZM131 197V196H130ZM129 197V198H130ZM1 198V197H0ZM92 198V197H91ZM95 198V197H94ZM100 198V197H99ZM108 198V197H107ZM136 198V197H134ZM9 199V198H8ZM7 199V200H8ZM46 199L48 200L47 202L50 201V203H44L46 201ZM93 199V198H92ZM98 199V198H97ZM168 199V198H167ZM6 200V199H5ZM86 201V199H84ZM90 200V199H89ZM94 200V199H93ZM100 200V199H99ZM169 200V199H168ZM219 200L220 203L214 207L213 209L210 208L211 204L215 203V201ZM4 201V199H3ZM94 201H98V200H94ZM131 201V200H130ZM136 201V200H135ZM5 202V201H4ZM3 202V203H4ZM8 202V201H7ZM10 202V203H12ZM54 203L57 205V203L59 202L62 203L60 204V208L58 211V207L56 209V213H54L53 215L50 212L46 211L47 208H49L51 203ZM57 202V203H56ZM83 202V203H82ZM90 202V201H89ZM99 202V201H98ZM101 202V201H100ZM124 202V201H123ZM134 202V201H132ZM130 202V203H132ZM172 203V201H170ZM6 203V202H5ZM12 203V205H13ZM44 203V205H43ZM125 203V202H124ZM24 204L25 206L28 205L30 207H32V205L34 206L33 209L30 211V213H26L28 211V209L24 208ZM85 204V203H84ZM90 204V203H87ZM96 204V203H95ZM120 204V203H119ZM6 205V204H5ZM15 205H13V207L15 208ZM48 207L46 208L45 207ZM92 206L94 205L91 204ZM90 205V206H91ZM173 205V203H172ZM171 204H169L167 202V204H158L157 210L163 215V216H167L171 213V209L172 206ZM53 206V205H52ZM88 206V207H90ZM91 206V207H92ZM107 206V207H108ZM126 206V205H124ZM128 206V205H127ZM214 206V205H213ZM51 207V206H50ZM99 206L96 205L95 208H98ZM187 207V206H186ZM15 208V209H16ZM46 208V209H45ZM83 208V207H81ZM100 208V207H99ZM98 208V209H99ZM115 208V207H114ZM118 208V206L116 207ZM121 208V207H120ZM26 209V210H25ZM91 209V208H90ZM101 212L103 210V208H100ZM99 209V210H100ZM108 209V208H107ZM10 210V209H9ZM79 210V209H78ZM89 209L87 208L86 211H88ZM94 209H92L93 211ZM98 210V211H99ZM120 210V209H119ZM4 211V210H3ZM25 211V212H24ZM80 211V210H79ZM82 211V210H81ZM91 211V210H90ZM88 211L87 213H92ZM97 211L96 209L94 210V212ZM121 211V210H120ZM19 212V213H20ZM47 212V213H46ZM76 212V213H75ZM85 212V210H84ZM93 212V213H94ZM104 212V211H103ZM106 212V211H105ZM86 213V212H85ZM86 213V214H87ZM92 213V215H93ZM5 214V213H4ZM32 214V215H31ZM96 214V213H94ZM230 214V216H228ZM20 215V214H19ZM18 215V216H19ZM29 215L32 216V218H29ZM52 215V216H51ZM30 216V217H31ZM111 216V215H110ZM211 216V217H210ZM16 217V216H15ZM10 218V217H9ZM18 218V217H17ZM20 218V217H19ZM87 218V217H86ZM1 219V218H0ZM3 219V218H2ZM1 219V220H2ZM89 219V218H88ZM103 219V218H102ZM110 219V217H109ZM226 220H229L227 223H225ZM5 220V219H4ZM96 220V219H95ZM91 221V220H89ZM88 221V222H89ZM10 222V221H9ZM152 218L148 219L145 223L144 226H151L152 225ZM1 223V222H0ZM4 221H2V223L0 224V237L2 239L3 236H5L6 234V230L10 229L13 230L15 229V223L13 228L9 225L5 224L3 225ZM12 223V222H11ZM98 223V222H97ZM225 225H227V227H225ZM234 225V227H232ZM21 227V228H20ZM17 229V230H19ZM7 230V231H8ZM100 230V229H99ZM233 230V231H232ZM241 230V231H240ZM14 231V230H13ZM12 231V232H13ZM232 231V234L230 233ZM240 231L239 234V239H237L238 237V232ZM91 233L90 236L88 233ZM236 232V233H235ZM14 233V232H13ZM228 233H230L228 236ZM9 234V232H8ZM227 234V236H226ZM234 234V236H233ZM237 234V235H235ZM2 235V236H1ZM12 235V234H10ZM15 235V236H16ZM95 238L93 239V241L90 243L89 240L91 239L92 236ZM13 236V235H12ZM116 236V235H115ZM6 237V236H5ZM8 237V236H7ZM107 241L105 243H98L100 246V249L102 248H109L110 251L112 252H117V251H124L127 253V255H132V254H136V257L132 260V262L127 261L126 264H155L157 261H149V258L151 259V255H153L152 253H154L153 251L160 245H163L164 243H162L160 241V243L154 242V241H150V242H146L143 244H139L136 243V239L141 240V238H139L140 236H134V237H123L121 238V241L118 242L115 239H113L112 237H110V235L105 236ZM205 237V236H204ZM231 237H234V240H231ZM10 238V237H9ZM197 238V237H196ZM100 239V238H99ZM198 239V238H197ZM133 240L135 243H133ZM196 240V239H195ZM194 240V241H195ZM109 241V242H108ZM224 241V242H223ZM69 242V243H68ZM101 242V241H98ZM140 242V241H139ZM162 243V244H161ZM68 244V245H67ZM70 246L69 248H67L68 253H67V259H71V260H65L66 258L65 255L63 256V252L66 250L64 249L65 246ZM158 245V246H157ZM66 246V247H67ZM94 245H92L93 247ZM97 245L95 247H98ZM69 249V250H68ZM78 249H80V251H78ZM196 249V248H195ZM195 249L193 248V242L190 243V249L189 251H187V254H185L183 258L186 260L184 262H189L190 258L193 259L195 257ZM30 250V251H29ZM26 251L30 252L29 254L31 256H29L28 258H26L25 260L21 261L20 258H23L25 256ZM66 252V251H65ZM81 253V252H80ZM83 253V250H82ZM81 253V254H82ZM162 253V252H161ZM186 253V252H185ZM88 254V253H87ZM118 254L119 253H113L112 257H111V261L113 262H121L124 263V261L120 260L118 258ZM80 255V254H79ZM90 255V254H89ZM194 256V257H193ZM132 257V256H131ZM193 257V258H192ZM92 258V257H91ZM108 258V257H107ZM181 258V257H179ZM20 259V260H19ZM12 260V261H11ZM41 260V261H40ZM80 260V259H79ZM78 260V262H79ZM152 260V259H151ZM157 260V259H156ZM188 260V261H187ZM159 261V260H158ZM5 262V263H3ZM70 262V263H69ZM81 263V262H80ZM160 264H163L161 262H159ZM158 263V264H159ZM113 264V263H112ZM179 264V263H178Z\"/></svg>",
	"mask_w": 264,
	"mask_h": 264
}]
</instances>
